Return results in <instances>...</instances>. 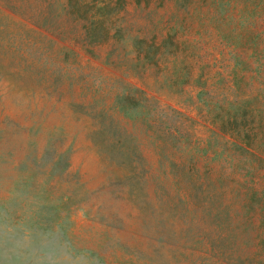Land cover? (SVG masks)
<instances>
[{"label":"rangeland","instance_id":"1","mask_svg":"<svg viewBox=\"0 0 264 264\" xmlns=\"http://www.w3.org/2000/svg\"><path fill=\"white\" fill-rule=\"evenodd\" d=\"M263 152L264 0H0L12 221L101 264H264Z\"/></svg>","mask_w":264,"mask_h":264},{"label":"clouds","instance_id":"2","mask_svg":"<svg viewBox=\"0 0 264 264\" xmlns=\"http://www.w3.org/2000/svg\"><path fill=\"white\" fill-rule=\"evenodd\" d=\"M22 264H101L88 248L77 247L59 228L37 231L0 214V259Z\"/></svg>","mask_w":264,"mask_h":264},{"label":"trees","instance_id":"3","mask_svg":"<svg viewBox=\"0 0 264 264\" xmlns=\"http://www.w3.org/2000/svg\"><path fill=\"white\" fill-rule=\"evenodd\" d=\"M253 150H256L253 148ZM263 156H264V152H263ZM257 157V155H256ZM255 157V155H252V161L251 163L254 165L256 164L258 161L260 162H263L264 159L260 158V159H257ZM227 214V209L225 207H222L221 205L216 209L214 215H213V219L214 220H217L218 223H222L224 221V218L226 217V214ZM222 243V242H221Z\"/></svg>","mask_w":264,"mask_h":264}]
</instances>
